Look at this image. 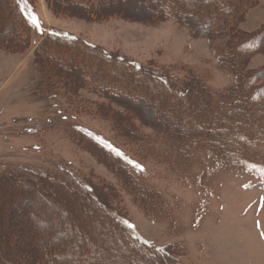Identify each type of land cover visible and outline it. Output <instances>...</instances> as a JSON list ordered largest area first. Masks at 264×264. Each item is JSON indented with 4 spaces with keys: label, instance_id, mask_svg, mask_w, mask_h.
<instances>
[{
    "label": "rangeland",
    "instance_id": "rangeland-1",
    "mask_svg": "<svg viewBox=\"0 0 264 264\" xmlns=\"http://www.w3.org/2000/svg\"><path fill=\"white\" fill-rule=\"evenodd\" d=\"M0 1V39L14 40V19L7 1ZM31 1L33 10L27 7L26 0H14L33 22L34 45L16 51L1 48L0 44V264L40 262L34 250L41 255L42 249L60 243L55 235L58 218L42 194L53 188L47 179L37 176L63 175L65 168L103 179L100 199L106 203L110 200L108 195L115 192L112 203L125 205L132 223L145 238L159 245H182L183 257L191 264H264V171L255 167L230 171L202 147L189 146L186 152L176 151L175 147L178 154H174L178 156L172 158L167 153L170 150L164 139L167 136L157 135L156 128L164 121L159 122L156 113L167 111L168 114L178 108L161 90L156 96L158 90L150 89L152 95L160 96L156 108L149 103L131 104L111 98L110 110L86 112L81 107L72 109L63 99L52 97L53 92L35 63L36 46L44 42L47 33L56 30L141 64L162 70L169 68L178 76L190 72L199 76L210 91L218 93L231 87L233 77L221 68L212 43L171 20L148 23L150 14L139 0H131V7L125 6V1L115 0L114 6L123 3L121 7L102 16L97 14L96 20L79 13L75 7L58 9L63 0ZM49 4H53L51 10ZM134 6L142 7L147 18L130 16L129 12H137ZM189 24L194 30L197 28L194 21ZM263 30L264 0H258L237 20L233 31L241 43ZM243 61L244 69L250 73L263 71L264 44L258 53ZM66 69L68 75L59 71V77L75 79V90L83 89L79 74L73 75L72 71L69 73L71 68ZM87 96L92 101L97 99ZM192 103L196 108L192 114H196L200 103ZM133 106L146 107L150 111L146 113L151 115L150 123ZM167 120L166 116V124ZM75 131L111 141L123 154L127 153L128 156H122L124 162L140 173L143 182L154 187L163 200L172 204L169 216L159 222L148 219L137 202L122 193L124 174L116 172L99 151L73 139ZM129 132H135L136 137L146 133L147 142L130 145ZM261 148L263 152L264 147ZM20 173L25 177L17 184L15 177L21 176ZM37 185L42 187L38 190ZM54 192L70 214L81 215L87 222V230L100 247V238L108 236L103 228L106 225L103 215L94 214L85 203L60 187L55 186ZM108 244L103 253L97 254V259L106 264H122L120 250L114 251L111 242Z\"/></svg>",
    "mask_w": 264,
    "mask_h": 264
},
{
    "label": "trees",
    "instance_id": "trees-1",
    "mask_svg": "<svg viewBox=\"0 0 264 264\" xmlns=\"http://www.w3.org/2000/svg\"><path fill=\"white\" fill-rule=\"evenodd\" d=\"M5 1L14 19L13 37L16 38L11 40L8 37L9 39H4L6 43L0 39L1 48L20 51L26 49L27 45H34L33 22L19 3L16 4L14 0ZM114 1L63 0V5L57 8L75 7L81 11L79 13L96 20L97 14L102 16V13H107L105 10L110 5L114 6ZM122 1L126 3L131 0ZM139 1L150 14L151 22L148 23L171 20L185 27L191 34L198 32L200 38L210 41L221 68L227 70L233 77L231 87L226 91L213 93L204 86L199 76L190 72L185 76H178L169 68L162 70L144 65L117 52L92 46L73 35L51 30L45 35L44 42L35 49V63L44 77L45 84L50 88V92H53L51 96L63 99L62 101L72 109L79 110L81 107L86 112H101L111 109V98L123 99L131 104L149 103L156 108L159 104L157 100L160 98L156 96L160 95L161 90L167 99L177 104L178 108L171 109L168 114L167 111L166 114L156 113L160 116L158 121H164L160 128H156L157 135L167 136L164 138L170 145L167 153L170 152L172 158L178 156L174 154H178L174 152L175 147L176 151L184 152L189 146L202 147L209 152L210 157L217 158L218 162L230 171L244 170L246 167L264 171V150L262 152L261 148L264 147V70L250 73L243 66L245 62L243 60L258 53L264 44V30L241 43H238L239 38L235 37L236 32L233 31L237 20L258 0ZM26 3L27 7L33 10L32 1L26 0ZM0 4L2 5L1 1ZM49 5L51 10L53 4ZM189 21H194L197 26L195 30ZM66 68H71L69 73L72 71L73 75L79 74L83 89L75 90V79L70 81L63 78L68 75ZM59 71L63 77H59ZM151 88L158 90L156 96L151 94ZM79 91L84 93L80 94ZM85 93L98 100L92 101ZM106 100L109 102H105ZM193 101L200 103L201 106L196 114H192L196 111ZM133 107L145 122L150 123V114H145L138 106ZM166 116L169 119L167 124ZM117 125L119 128L120 124ZM129 128L131 127L127 129ZM72 135L73 139L82 141L85 147L90 146L99 151L107 163L114 165L116 172L124 174L122 193L136 201L148 219L159 222L169 216L172 204L163 200L154 187L143 182L140 173L133 171V168L124 162L122 156H128L127 153L123 154V150L111 141H103L78 131ZM128 135L130 145L147 142L144 141L148 136L146 133L141 135L142 137H136L135 132H129ZM192 143L196 144L190 145ZM257 155H262L263 158L260 159ZM137 163L140 162L137 160ZM62 172L63 175L47 174L51 175V178L47 175L37 176L43 180L47 179L53 188L49 193L42 194L58 218L55 235L60 243L42 249L41 255L38 250H34L38 252L37 255L40 257L37 259H40V262L33 260L31 264H106L97 259V254L100 251L103 253L109 247V242L114 251L120 250L122 264H191L183 257L182 245L178 244V247L171 244L159 245L145 238L132 223L125 205L112 203L115 192L108 195L110 200L106 203L100 199L99 190L104 186L103 179L100 177L95 179L89 174L72 172L66 168ZM21 177H25V174L15 177L17 184H21ZM55 186L85 203L84 205L94 214L103 215L106 225L102 227L108 232V236L100 238V247L87 230V222L81 215L70 214L69 209L60 204V198L54 192ZM40 187L42 186L37 185L38 190Z\"/></svg>",
    "mask_w": 264,
    "mask_h": 264
},
{
    "label": "bare ground",
    "instance_id": "bare-ground-1",
    "mask_svg": "<svg viewBox=\"0 0 264 264\" xmlns=\"http://www.w3.org/2000/svg\"><path fill=\"white\" fill-rule=\"evenodd\" d=\"M1 5V4H0ZM121 5L122 4H118L117 6H111V7H109L108 9H106L105 11L106 12H110V11H112V10H115V9H117V8H119V7H121ZM128 6V7H131V5H132V2H126V4H125V6ZM133 6V5H132ZM136 9H137V12H135L134 10L133 11H131V12H129V15L130 16H133V18L134 17H136V18H138V19H140V18H143V17H147V13L146 12H144L141 8H139V7H137V6H134ZM131 13V14H130ZM147 108L146 107H144L143 106V109L142 108H140V110H142L143 112H145V114L146 113H149L150 111H148V110H146Z\"/></svg>",
    "mask_w": 264,
    "mask_h": 264
},
{
    "label": "snow or ice",
    "instance_id": "snow-or-ice-1",
    "mask_svg": "<svg viewBox=\"0 0 264 264\" xmlns=\"http://www.w3.org/2000/svg\"><path fill=\"white\" fill-rule=\"evenodd\" d=\"M35 22V21H34Z\"/></svg>",
    "mask_w": 264,
    "mask_h": 264
}]
</instances>
